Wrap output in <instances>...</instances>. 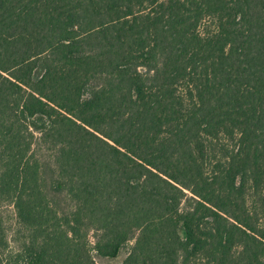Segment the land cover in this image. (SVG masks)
<instances>
[{
  "label": "trees",
  "instance_id": "16d2710c",
  "mask_svg": "<svg viewBox=\"0 0 264 264\" xmlns=\"http://www.w3.org/2000/svg\"><path fill=\"white\" fill-rule=\"evenodd\" d=\"M2 201L0 264H264V0H0Z\"/></svg>",
  "mask_w": 264,
  "mask_h": 264
},
{
  "label": "rangeland",
  "instance_id": "374dc122",
  "mask_svg": "<svg viewBox=\"0 0 264 264\" xmlns=\"http://www.w3.org/2000/svg\"><path fill=\"white\" fill-rule=\"evenodd\" d=\"M0 213L9 238L10 247L15 249L23 241L25 237V231L18 224L15 209L10 201L0 202Z\"/></svg>",
  "mask_w": 264,
  "mask_h": 264
}]
</instances>
